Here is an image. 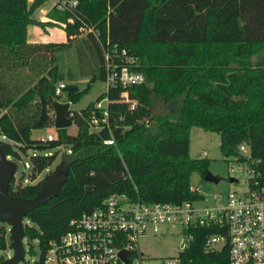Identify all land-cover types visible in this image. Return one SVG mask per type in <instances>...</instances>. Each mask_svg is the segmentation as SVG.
Wrapping results in <instances>:
<instances>
[{
    "label": "trees",
    "instance_id": "16d2710c",
    "mask_svg": "<svg viewBox=\"0 0 264 264\" xmlns=\"http://www.w3.org/2000/svg\"><path fill=\"white\" fill-rule=\"evenodd\" d=\"M45 1L0 0V147L13 161L29 149L44 151L30 156V179L53 164L51 149L66 146L68 155L60 191L26 215L32 225L24 223L25 236L37 239L40 249L33 264H43L49 241L58 239L71 219L113 194L147 203L200 198L190 180L194 172L203 178L208 161L189 156L192 125L217 132L227 160L239 156V145H248L264 185V59L251 61L264 44V0H58L43 21L34 14ZM29 27L43 32L63 27L67 41L30 43ZM81 30L87 37L79 62L92 56L82 66L84 76L104 79L100 44L109 42L134 58L145 84L108 92L109 127L93 128V117H101L94 101L71 111L75 134L61 128L52 140L34 139V130L54 123L49 97H61L55 88L64 77L55 54L70 48V37ZM87 89L66 85L63 92L77 102ZM124 91L137 100L134 109L119 101ZM111 135L115 144H104ZM14 180L8 194L26 198L41 183L24 175ZM7 247L0 228V251ZM181 256L189 264H228L226 251L204 252L199 235Z\"/></svg>",
    "mask_w": 264,
    "mask_h": 264
},
{
    "label": "built area",
    "instance_id": "2783aa9c",
    "mask_svg": "<svg viewBox=\"0 0 264 264\" xmlns=\"http://www.w3.org/2000/svg\"><path fill=\"white\" fill-rule=\"evenodd\" d=\"M39 14L40 20L46 17L42 10ZM106 45L100 44L105 76L103 96L94 104L101 113V117L92 119L95 130L104 125L109 127L110 90L145 84L144 75L134 69V58L125 49L111 46L109 42ZM65 86L62 81L58 82L55 95H61ZM119 101L129 109L137 105L135 97L126 91ZM41 138L55 137L47 134ZM103 143L115 144V138L111 135ZM238 153V157L228 161H235L238 171L247 174L246 191L228 192L224 196L214 194L212 206L200 207L195 203L204 201V196L193 185L190 190L201 197L179 203H147L124 193L113 194L101 206L71 219L68 229L58 239L49 241L43 264H189L181 253L190 248L197 235L202 238L204 252L226 251L228 264H264V185L257 178L258 160L248 145H239ZM201 157H206V153ZM232 178L233 182L237 181L235 176ZM162 224L179 227L186 241L178 254L152 261L140 248L139 239L157 233Z\"/></svg>",
    "mask_w": 264,
    "mask_h": 264
},
{
    "label": "rangeland",
    "instance_id": "374dc122",
    "mask_svg": "<svg viewBox=\"0 0 264 264\" xmlns=\"http://www.w3.org/2000/svg\"><path fill=\"white\" fill-rule=\"evenodd\" d=\"M57 4L58 0H46L44 4L35 12L34 17L39 19L38 17L41 16L39 14V10H42L46 14L48 10H51ZM48 17L49 15L47 13L45 18L48 19ZM45 18H43V21L47 20ZM43 33L47 35V38L43 39V42H48L50 40L56 42L66 40V34L63 27L47 28V30ZM86 37V31L81 30L78 34L70 37V39L73 40L70 48H65L55 54L58 72L63 75L64 80H62V82L65 85H75L79 89H85L89 86V89H87L81 99L77 102H70L67 98V93L62 92L60 99L57 100L61 102H70L71 110H80L85 108L88 104L94 102L100 95H102L104 90L103 80L97 79L93 82L91 81L93 74L90 73L84 76L81 73L85 69V67H82L83 64L88 63L92 57L91 54H86L84 62H79V56L83 57V53H86L85 49L81 45V41L86 39ZM36 40L39 39L37 38ZM257 51L258 52L251 58L253 63L264 59V44L260 45L257 48ZM66 130L69 134H75L77 127L73 122V124L67 127ZM47 134H51L54 137L57 136L54 125L44 129L34 130L32 132V137L36 139L44 137ZM219 142L220 137L215 131H207L196 125H192L189 129V156L192 158H200L201 154L205 152V158L208 161V171L220 178L219 182L214 183L211 181H205L196 172L192 174L190 180L191 185L197 186L199 192L204 196V201L195 203L198 207L205 205L212 206L214 204L212 199L214 194H221L224 196L228 192H242L246 191L248 188L247 174L240 173L237 169L238 164L235 161H228L220 154ZM66 150V146L51 149L50 152L56 154V159L53 164L39 175H36L34 179H30V169L28 166V163H30V156L33 154H43L44 151L29 149L26 155L21 156V160L14 161L17 165V169L14 174V181H18L23 175L30 183L42 181L43 178L60 163L61 158L66 157ZM24 162H27L25 166ZM233 176L237 178V181L229 182V177ZM23 223L32 225L26 217L23 219ZM0 228L3 229L5 236L9 240L10 225L6 222L0 221ZM184 241H186V239H184L181 235L179 227L170 224H162L160 225L157 233H150L146 237L139 239V245L142 251H144V253L149 256L152 261H154L156 259H164L178 254ZM22 243L25 255L24 259L19 261L17 264H33L38 259L40 254L38 240H28L25 236ZM12 255V249L7 247L5 250L0 251V261L9 258Z\"/></svg>",
    "mask_w": 264,
    "mask_h": 264
},
{
    "label": "water",
    "instance_id": "95a60500",
    "mask_svg": "<svg viewBox=\"0 0 264 264\" xmlns=\"http://www.w3.org/2000/svg\"><path fill=\"white\" fill-rule=\"evenodd\" d=\"M49 100L54 112L53 125L55 129L71 126L73 120L71 119L70 102H61L53 97H49ZM67 157L68 155L62 157L60 163L43 178L33 197L12 196L8 194V187L17 165L5 156L0 147V221L10 225L9 242L13 251V255L2 260L0 264H17L24 259L25 251L22 240L25 237V226L23 219L30 210L46 203L60 191L62 184L67 179ZM203 179L214 183L220 180L218 176L210 171L205 173ZM229 181L233 182L235 179L229 177ZM89 189L90 186H87L86 191H89Z\"/></svg>",
    "mask_w": 264,
    "mask_h": 264
},
{
    "label": "crops",
    "instance_id": "0c3cea01",
    "mask_svg": "<svg viewBox=\"0 0 264 264\" xmlns=\"http://www.w3.org/2000/svg\"><path fill=\"white\" fill-rule=\"evenodd\" d=\"M50 10H48L46 12V14L49 12ZM39 18V17H38ZM45 18V17H44ZM47 19V18H45ZM44 19V20H45ZM43 20V19H42ZM39 39V40H36V39ZM47 38V35L43 33V31L41 29H39L38 27H29L28 28V40L30 43H48V42H53V43H64L66 42L67 38L65 41H59V42H56V41H48V42H43V39H46ZM42 41V42H41ZM41 138V137H39Z\"/></svg>",
    "mask_w": 264,
    "mask_h": 264
}]
</instances>
